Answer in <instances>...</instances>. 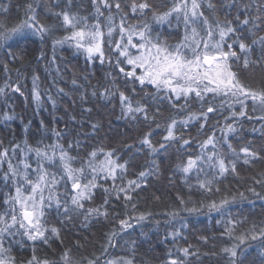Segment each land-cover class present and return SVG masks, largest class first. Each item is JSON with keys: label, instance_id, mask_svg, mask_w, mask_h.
<instances>
[{"label": "snow or ice", "instance_id": "obj_1", "mask_svg": "<svg viewBox=\"0 0 264 264\" xmlns=\"http://www.w3.org/2000/svg\"><path fill=\"white\" fill-rule=\"evenodd\" d=\"M79 3L82 5L83 0ZM170 3L167 10L159 11L162 5H155L153 0H90L92 12L81 15L86 9L78 7L77 0L49 4L47 11L40 0H26L17 5L18 12L23 10V20L13 27L0 20V47L17 36L42 44L51 40L53 50L69 44L82 52L88 62L98 60L100 65L107 64L111 71L104 73L103 83L92 86L90 95L117 101V119L127 122L129 132L137 133L125 134L112 146L102 141L99 145L88 144V139L100 131V123L87 122L90 133L76 132L77 137H85L81 141L67 139L75 129L67 125L64 129H49L41 120L37 135L50 132L56 138L54 143L44 144L42 138L35 146L27 139L23 147L16 144L5 148L0 144V181L8 189L0 202V264H134V258L106 257L109 249L119 246L113 244L117 236L129 235L133 221L140 224L153 215L129 213L137 212V204L133 203L136 191L147 186L149 177L160 174L156 157L168 159L174 152L180 157L174 171L185 180L195 172L197 187L206 192L213 191L219 178L238 174L241 162L252 165L264 161V144L254 147V142L248 141L237 149L231 142L241 132L243 120L259 123L260 127L251 131L259 132L264 139V0H170ZM74 7L77 11H73ZM9 13L10 7L0 3V16L7 17ZM154 25L173 28L178 40L170 42L169 37L155 31ZM61 30L69 34L57 38L56 33ZM42 58L41 49L37 59ZM8 71L5 65V72ZM249 76H259L261 86L246 82ZM38 79L33 76L31 98L39 107L42 98ZM72 84L77 85V80L73 79ZM23 87L19 74L16 81L7 78L0 86V97L8 98L9 93L23 96ZM57 92L64 93V89L58 88ZM88 96L85 90L80 100L86 102ZM47 99L55 107L52 95ZM249 104L253 115L249 114ZM82 111L91 114L92 109ZM225 111L228 115L223 117V125L219 120L209 124ZM256 112L260 115L255 116ZM3 119L12 120L14 116L6 112ZM70 120L75 123L76 117ZM193 122L199 125L197 135L186 137L185 132L195 126ZM28 127L24 125L26 132ZM158 130L164 134L157 140ZM206 130L211 134L205 135ZM193 146L196 151H190ZM141 156L144 163L138 165L137 158ZM4 164L6 170L2 168ZM134 165L142 170L132 172L133 179H126ZM201 174L204 179H200ZM257 176L252 177V184L245 191L231 198L225 196L219 203L177 197L182 205L179 211L198 214L206 211L224 216L237 200L252 196L264 201V171ZM98 192L102 203L86 207L95 202ZM113 200L123 201V214L109 211ZM189 203L193 206L188 207ZM179 211L167 215L174 219ZM53 213L61 226L79 219L86 227L101 218L111 220L114 226L105 234L99 255L80 254L83 246L77 243L63 247L57 258H49L38 254L37 245L47 246L53 238H60L61 228L48 226ZM223 222L225 234L235 241L221 249L225 264H245L244 249L252 243L264 247V222L251 225L239 235L234 233L241 221L228 218ZM178 235L176 231L168 233L165 240L168 236L175 240ZM126 243L135 250V240ZM29 246L30 256L18 260L14 249L27 250ZM199 255L189 245L176 249L175 253L170 250L161 264H191L189 258ZM260 255L264 257V251Z\"/></svg>", "mask_w": 264, "mask_h": 264}, {"label": "trees", "instance_id": "obj_2", "mask_svg": "<svg viewBox=\"0 0 264 264\" xmlns=\"http://www.w3.org/2000/svg\"><path fill=\"white\" fill-rule=\"evenodd\" d=\"M25 2L26 0H0V3L10 7L9 15L7 17L0 16V20L5 21L8 27H13L19 23L24 19V13L22 9L19 12L17 11V5H23ZM59 2L60 0H40V4L45 6L44 11H47L49 4ZM153 2L155 5H162L159 11L167 10L171 6L170 0H153ZM77 5L86 9V11L80 13L81 15H88L92 12L90 0H83L82 5L77 0ZM54 10L58 11L59 9ZM125 10L127 11V9ZM38 11H40L39 8ZM73 11H77V7H74ZM232 11L235 15L234 10ZM41 15L43 16V12H41ZM173 24H175V21H173ZM154 28L155 31L169 37L172 43H175L179 38L175 30L169 28L168 25H154ZM67 34L69 33L61 30L56 33V37L59 38ZM8 45L12 46L9 47ZM41 49L44 52V58L38 60L37 57L40 56ZM5 65L9 69L7 73L5 72ZM108 71H111V69L107 64L100 65L98 60L95 63L88 62L82 52L76 51L69 44L58 46L53 50L51 40L42 44L39 40L32 42V40H25L17 36L8 41V44L0 47V86H3L7 78L16 81L19 74L20 82L24 85L22 88L24 95L9 93L8 98L0 97V144L5 148H10L16 144L23 147V142L27 139L32 146H35L36 142L42 138L44 144L54 143L56 138L52 137L50 132L37 135L41 120L49 129H64L66 125L69 129H75L73 135L67 139L77 138L81 141H84L85 137H77L76 132L90 133L91 128L87 122L100 123L102 125L100 131L95 137L88 139V144L99 145L102 141L104 145L112 146L116 145L122 137H125V134L128 136L136 135L137 133L129 132L125 120L117 119L119 115L117 101L110 102L90 95L92 86L98 82L103 83L104 73ZM33 76L39 78L37 84L42 98V104L39 107L31 98ZM73 79L77 80V85L72 84ZM246 82L253 84L255 87L261 86L259 76H249L246 78ZM58 88H63L64 93H58ZM85 90H87L89 96L86 102H82L80 96ZM48 95H52L56 100L55 107L47 99ZM84 108H91V114L83 113ZM248 108L249 114L253 115L251 104L248 105ZM236 110L239 111L238 106ZM6 112L13 115L14 119L5 121L3 115ZM227 115L228 112L225 111L213 117L209 124L211 125L219 120L223 125V117ZM254 115L259 116L260 113L256 112ZM72 116L76 117L75 123L70 120ZM29 121H31V124H29ZM82 121L84 122L82 123ZM193 123L195 124V122ZM25 124L29 125L27 132L24 129ZM242 124L241 132L231 140L237 149L248 141H253L254 147L264 144L261 134L251 131L253 127L259 128V123H256L255 120H243ZM198 127L199 125L195 124L194 127L185 132V136H196ZM163 134L162 130H158L155 139H160ZM208 134L211 133L206 130L205 135ZM219 135L220 133L217 132V136ZM240 136H243L242 140L239 139ZM201 139H203V136ZM125 142L131 141L126 140ZM87 150L90 151L91 149ZM196 150L195 146L190 149V151ZM71 154L73 156L77 155L76 152ZM80 155H83V153H80ZM144 159L143 156L138 157L137 164L142 165ZM156 159L160 165V174L149 177L147 186L136 191L133 203L137 204V212L129 213L135 216L141 212H151L153 215L140 224L133 221L134 227L128 230L129 235L121 233L120 236L116 237L113 244L118 243L119 246L109 249V255L106 259L134 258V264H161V261L167 258L170 250L175 253L178 248L192 245L193 251H198L200 255L190 257L191 264H225L221 249L230 247L235 241L225 234L226 225L223 221L232 218L242 222L237 225L234 235L241 234L253 224L260 225L261 222H264V201L252 196H249L247 200H237L236 203L228 207L226 214L221 216L215 212L208 214L205 211L198 214L179 211L182 205H180L177 197L196 202H211L214 200L219 203L220 199L225 196L231 198L233 195H238V192L245 191L252 184V177L264 171V161H257L252 165H244L241 162L237 167L238 174L230 173L224 178H219L218 182L213 185V191L206 192L197 187V174L195 172L190 173L187 180H185L181 173L174 171V165L180 159L174 152L168 159H161L160 157H156ZM74 166L79 167V164ZM6 167V164L2 165L5 170ZM33 167H35V164H33ZM140 170H142L140 167L134 165L129 169V175L126 179H133L134 176L131 173ZM169 178H171V181ZM257 178L259 177L257 176ZM200 179H204V174L200 175ZM216 188H219L220 191L216 192ZM6 191L8 189L4 188L2 181H0V202L3 200L2 194ZM257 191H260L259 187H257ZM100 203H102L101 193L98 192L95 202L86 204V207H94ZM192 206L191 203L188 204V207ZM197 206H199L198 203ZM109 211L123 214V201L117 203L113 200ZM173 211H179V215L174 219L167 215V213ZM217 221H221V223H217ZM52 225L61 228L60 238H53L47 246L37 245L38 254L41 256L47 255L49 258H57L63 247H70L77 243L83 246L80 249V254L88 256L90 253L95 252L99 255L98 250L101 244L104 243L105 234L114 226L111 220L106 221L103 218L99 221L93 220L86 227L79 219L61 226L56 221L55 213L49 217L48 226ZM174 231L179 233L177 238L174 240L171 236H168V239L165 240V236ZM205 237L207 238L206 241L201 239ZM130 240L136 241L134 251V246L126 243ZM61 241H63V244H61ZM244 251L246 254L245 264H264V257L260 255L264 251V247H261L258 243H252ZM14 254L18 260L26 259L31 254V248L29 246L26 250L25 248L16 247Z\"/></svg>", "mask_w": 264, "mask_h": 264}]
</instances>
